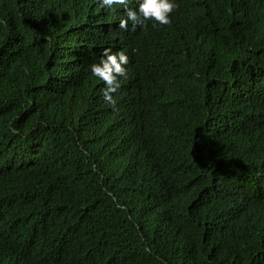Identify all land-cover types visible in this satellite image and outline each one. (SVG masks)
Listing matches in <instances>:
<instances>
[{
    "label": "trees",
    "instance_id": "16d2710c",
    "mask_svg": "<svg viewBox=\"0 0 264 264\" xmlns=\"http://www.w3.org/2000/svg\"><path fill=\"white\" fill-rule=\"evenodd\" d=\"M175 3L0 0V264H264V0Z\"/></svg>",
    "mask_w": 264,
    "mask_h": 264
},
{
    "label": "clouds",
    "instance_id": "9594fccd",
    "mask_svg": "<svg viewBox=\"0 0 264 264\" xmlns=\"http://www.w3.org/2000/svg\"><path fill=\"white\" fill-rule=\"evenodd\" d=\"M130 0H99L103 8L115 7L124 13L118 21L119 28L132 32V46L141 65L148 61L149 40L141 30L152 23V27L167 26L171 24L170 16L178 8L175 0H136L137 8L129 7ZM125 9V12L123 10ZM129 58L123 50L113 52L110 48L103 49L99 63L90 65L91 75L105 84L101 90L103 100L111 105H116L113 93L120 88L118 77L127 78L125 65Z\"/></svg>",
    "mask_w": 264,
    "mask_h": 264
}]
</instances>
